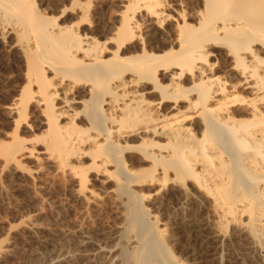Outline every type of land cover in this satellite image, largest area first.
<instances>
[{
  "label": "bare ground",
  "instance_id": "6f19581e",
  "mask_svg": "<svg viewBox=\"0 0 264 264\" xmlns=\"http://www.w3.org/2000/svg\"><path fill=\"white\" fill-rule=\"evenodd\" d=\"M4 59L0 155L66 173L77 197L112 189L121 264H185L142 188L264 264V0H0Z\"/></svg>",
  "mask_w": 264,
  "mask_h": 264
},
{
  "label": "rangeland",
  "instance_id": "374dc122",
  "mask_svg": "<svg viewBox=\"0 0 264 264\" xmlns=\"http://www.w3.org/2000/svg\"><path fill=\"white\" fill-rule=\"evenodd\" d=\"M1 62L0 152L11 133V119L4 109L11 103L10 92L16 86L14 77L18 70L13 59ZM9 81L11 83L7 84ZM22 136L27 141L34 137L29 131ZM5 162L0 155V264H121L118 250L127 246L122 235L127 223L118 198L109 191L112 189L107 192L93 185L94 199L77 197L76 185L66 173L46 165L38 168L31 159L19 169ZM142 189L146 194L151 193L146 209L151 217L159 220L163 229L167 226L165 230L171 235L170 249L179 261L185 264H261L250 260L251 251L245 242L230 240L231 232L227 233L225 242H213L207 220L200 225V216L189 211L183 213L177 199L166 200L165 192L153 196L148 188ZM194 221L200 227L195 229ZM183 223L186 227L181 229ZM30 229H37L35 236Z\"/></svg>",
  "mask_w": 264,
  "mask_h": 264
}]
</instances>
